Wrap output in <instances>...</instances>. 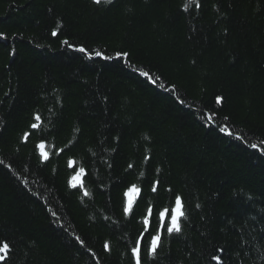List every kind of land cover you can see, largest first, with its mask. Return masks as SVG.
Masks as SVG:
<instances>
[{"label": "trees", "instance_id": "trees-1", "mask_svg": "<svg viewBox=\"0 0 264 264\" xmlns=\"http://www.w3.org/2000/svg\"><path fill=\"white\" fill-rule=\"evenodd\" d=\"M262 141L264 0H0V264H264Z\"/></svg>", "mask_w": 264, "mask_h": 264}, {"label": "snow or ice", "instance_id": "snow-or-ice-1", "mask_svg": "<svg viewBox=\"0 0 264 264\" xmlns=\"http://www.w3.org/2000/svg\"><path fill=\"white\" fill-rule=\"evenodd\" d=\"M93 2L97 5H100L102 2L105 3H112V0H93ZM197 7H199V5H197ZM57 33L53 32L52 35L55 36ZM65 44H67V41H64ZM79 52L81 53H86L87 54V50L84 47H80L79 49H77ZM96 56H103V54L101 52H96L95 53ZM128 56L127 52H118L117 53V57H126ZM105 59H108V57H105ZM143 75L145 77L149 76V73H143ZM156 79L158 78H153L152 82L156 83ZM216 102L219 104L221 102V97H217L216 98ZM40 117L37 115L35 117V120L39 121ZM207 120L211 121L213 119V117L211 115L206 117ZM32 128H37L38 124L37 123H33L31 125ZM221 132H226L227 129L226 127L221 128L220 129ZM229 135H231L230 132H228ZM28 133H25V138H27ZM41 149L44 148V145L41 144L39 146ZM251 148L253 149H257L261 155H264V141L261 142L260 145L257 144H251ZM41 155L47 159V154L42 152ZM0 163H2V161H0ZM129 167H131V165H129ZM85 169L83 167L79 168V171L72 177V179L69 181L70 185L73 188H76L78 185L79 187H83V177L85 176ZM140 191V189H138L135 185H132L131 187L128 188L127 192L124 193L125 196L128 197L127 200V204L124 207V212L126 214L132 212V207H133V199H132V193L136 192L138 193ZM153 191H156V187L153 186ZM89 193L87 191L84 192V195L87 196ZM148 214L151 215L152 214V210L148 209ZM53 215H55V213H53ZM166 215H170V221H168L167 223L165 222V217ZM185 216V210H184V204L182 202V198L179 195L175 196V203H174V207L171 208V211L169 213L168 209H165L164 212H160L158 214V219H157V224L158 227L156 228V235H152L151 236V242L149 245V249H148V254L149 255H156L157 253V249L160 245V240H161V231H166L167 233L171 234L173 232L175 233H179L181 232V223H180V218ZM144 224L146 226V228L149 225V220L145 219L144 220ZM77 239L79 240V238L77 237ZM81 245L84 244V242L82 240H80ZM104 248L107 250L109 248L108 243H105ZM11 251V247L9 242L6 239H0V261H6V257L8 255V253ZM132 255L135 259V264H142V257H141V253H142V249L140 246V242L137 241L136 245L132 248ZM218 251L222 252L223 249H219ZM212 260L217 261V264H222V262L220 261V257L218 255L213 254L211 257Z\"/></svg>", "mask_w": 264, "mask_h": 264}]
</instances>
